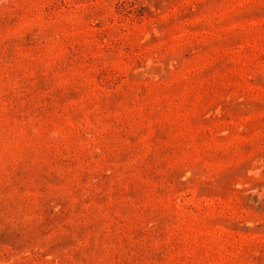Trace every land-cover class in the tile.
I'll use <instances>...</instances> for the list:
<instances>
[{
	"label": "rangeland",
	"instance_id": "374dc122",
	"mask_svg": "<svg viewBox=\"0 0 264 264\" xmlns=\"http://www.w3.org/2000/svg\"><path fill=\"white\" fill-rule=\"evenodd\" d=\"M0 264H264V0H0Z\"/></svg>",
	"mask_w": 264,
	"mask_h": 264
}]
</instances>
